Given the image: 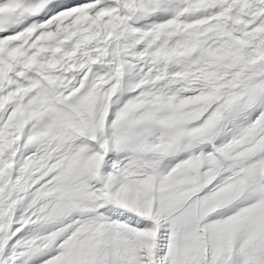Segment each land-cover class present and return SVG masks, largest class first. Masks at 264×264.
I'll list each match as a JSON object with an SVG mask.
<instances>
[{
    "label": "snow or ice",
    "instance_id": "6c2138e0",
    "mask_svg": "<svg viewBox=\"0 0 264 264\" xmlns=\"http://www.w3.org/2000/svg\"><path fill=\"white\" fill-rule=\"evenodd\" d=\"M0 264H264V0H0Z\"/></svg>",
    "mask_w": 264,
    "mask_h": 264
}]
</instances>
